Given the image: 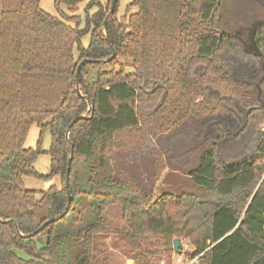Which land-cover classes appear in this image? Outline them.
<instances>
[{
	"label": "trees",
	"instance_id": "1",
	"mask_svg": "<svg viewBox=\"0 0 264 264\" xmlns=\"http://www.w3.org/2000/svg\"><path fill=\"white\" fill-rule=\"evenodd\" d=\"M82 1L54 0L53 15L40 0H0V264H109L100 237L113 232L110 206L121 208L137 264H171L174 238L200 264H264V0H132L123 19L116 2L103 28L109 2L88 18L92 30L61 9ZM81 115L68 133L66 188L65 133ZM32 125L35 148L24 146ZM182 136L193 143L185 174L203 195L144 189L176 159L159 145ZM236 142L239 155L221 161ZM43 153L45 176L33 167ZM53 176L59 187L23 182ZM67 191L63 217L17 234L14 223L26 235L58 217Z\"/></svg>",
	"mask_w": 264,
	"mask_h": 264
},
{
	"label": "rangeland",
	"instance_id": "2",
	"mask_svg": "<svg viewBox=\"0 0 264 264\" xmlns=\"http://www.w3.org/2000/svg\"><path fill=\"white\" fill-rule=\"evenodd\" d=\"M90 1L91 0H83L78 5L76 11H68L64 7H61L64 14L74 17L73 20H71V23H69L70 26H74L77 22L80 29L85 28L87 24L88 30H92L93 25L92 23H88V18H90L91 15L97 11L98 4L101 5L105 12L110 2V0H94V3L90 4ZM131 1L132 0H117L115 12L117 19H123L125 10ZM39 6L42 10L50 14L57 15L54 7V0H40ZM221 19L222 21H225L226 19L230 20L226 10L223 11ZM254 21L256 22V20H253L252 22ZM250 24L248 25V28L250 27ZM234 26L238 28V25ZM238 29H233L232 33L235 34ZM240 30L242 31V28ZM249 31V34H251L250 28ZM88 42L89 34L87 33L82 36L81 43L83 46H86ZM77 57L78 53L75 52V58L77 59ZM262 126L264 125L261 124V127ZM38 136L39 128L36 125H32L25 139L24 146L35 148ZM188 137L190 138V133ZM189 138L182 136L179 139L166 140L165 142L161 143L162 145H159L160 150H163L162 148L166 147L169 150L170 155L175 156V161L177 160V162L175 163L174 161L169 164L166 163L165 170L161 173L159 180L154 184L150 185L147 180L142 179L140 183L144 189L151 187L155 195H159L163 192L180 194L181 192L188 191L197 193V195H203L204 192L200 188L195 187L185 174V172L188 170V164L191 163L189 162L191 159L184 153V151L193 144L192 142L189 143V140L191 139ZM49 145L50 135L49 132H45L41 137L40 148L42 151H46L48 150ZM239 147H241V142L231 143L224 146L221 149V161L230 162L232 159H235L239 155ZM161 152L165 158V152ZM49 164V156L43 153L37 155L33 167L35 171L45 176L49 173ZM137 175L141 176V178L145 176L142 172H137ZM262 177H264V172L261 178ZM23 182L25 187L33 190H45L51 185H55L56 187L60 186V178L58 176L41 179L34 177H24ZM121 215V208L118 206H110L106 209L104 217L113 232L107 234L106 236H101L100 239L104 245L106 253L108 254L109 264H137L136 261L129 257L132 252V248L125 240V222ZM170 260L171 264H175L174 253H172L170 256Z\"/></svg>",
	"mask_w": 264,
	"mask_h": 264
},
{
	"label": "water",
	"instance_id": "3",
	"mask_svg": "<svg viewBox=\"0 0 264 264\" xmlns=\"http://www.w3.org/2000/svg\"><path fill=\"white\" fill-rule=\"evenodd\" d=\"M116 2L117 0H110V6H109V10H108V14L105 16L104 20H103V23H102V27L104 28L105 27V24H106V21L107 19L114 13V10H115V5H116ZM112 56H114V53L112 54ZM110 56L109 58L107 59H102V60H98V63H104L106 61H108L109 59H111ZM87 61H90L89 59H86V58H83L79 64L77 65L76 67V72H75V76H76V81L78 82V75H79V70H80V67ZM77 92L78 94L82 97L83 95L80 93L79 89H78V86H77ZM87 101V104H88V107H87V111L91 110L93 108V105L92 103H90L87 99H85ZM86 115H81L75 119H73V121L69 124L68 128H67V131L65 133V140L69 146V150H70V153H69V156L67 158V168H66V173H65V187L67 188L68 186V180H69V169H70V163H71V159H72V155H73V145L72 143L69 141V137H68V133H69V129L72 125V123H74L77 119H80V118H85ZM69 205H70V196H69V192L67 191V204H66V207L64 209V211L58 216V217H55V218H50L48 220H46L43 224H41L34 232L32 233H28L26 235H23L20 233V231L17 229V225L14 223V227L16 229V232L18 235L22 236V237H31L33 236L35 233L39 232L42 228H44L46 225L58 220L59 218L63 217L66 212L68 211L69 209ZM8 221H5V223H8ZM48 239V238H47ZM172 248H173V253L174 254H179L180 252V239L179 238H174L173 239V242H172Z\"/></svg>",
	"mask_w": 264,
	"mask_h": 264
},
{
	"label": "built area",
	"instance_id": "4",
	"mask_svg": "<svg viewBox=\"0 0 264 264\" xmlns=\"http://www.w3.org/2000/svg\"><path fill=\"white\" fill-rule=\"evenodd\" d=\"M191 248V244L188 240L180 242V252L179 254H174L175 264H200L198 260L200 255L191 256L187 254V252L191 251Z\"/></svg>",
	"mask_w": 264,
	"mask_h": 264
},
{
	"label": "crops",
	"instance_id": "5",
	"mask_svg": "<svg viewBox=\"0 0 264 264\" xmlns=\"http://www.w3.org/2000/svg\"><path fill=\"white\" fill-rule=\"evenodd\" d=\"M177 184V183H176Z\"/></svg>",
	"mask_w": 264,
	"mask_h": 264
}]
</instances>
